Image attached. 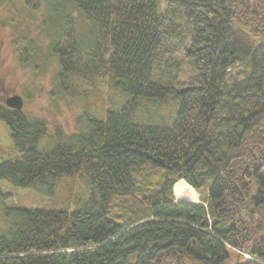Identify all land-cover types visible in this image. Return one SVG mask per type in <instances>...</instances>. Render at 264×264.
Listing matches in <instances>:
<instances>
[{"label":"trees","instance_id":"1","mask_svg":"<svg viewBox=\"0 0 264 264\" xmlns=\"http://www.w3.org/2000/svg\"><path fill=\"white\" fill-rule=\"evenodd\" d=\"M42 2L63 89L104 77L123 100L49 151L43 121L0 106L20 152L0 162V198L4 182L89 185L72 209L5 206L0 264H264V4L26 0ZM164 106L168 124L143 120ZM182 179L198 203L177 199Z\"/></svg>","mask_w":264,"mask_h":264},{"label":"rangeland","instance_id":"2","mask_svg":"<svg viewBox=\"0 0 264 264\" xmlns=\"http://www.w3.org/2000/svg\"><path fill=\"white\" fill-rule=\"evenodd\" d=\"M264 4V0H253ZM43 2L37 9L30 8L26 0H0V37L4 40L2 46L3 62L0 67V106L6 107L5 97L8 93L2 90L3 80L13 92L25 99L23 113L47 125L46 134L38 142L41 151L53 150L61 136L86 131L90 118H102L105 109H112L111 101L122 102V95H116L106 79L96 78L92 81L76 80L73 87L63 89L59 83V62L51 51L52 35L47 24V11ZM78 19V27L83 34L89 30L85 20L74 11ZM15 46L20 49V59L17 61ZM192 75L190 66L184 63L182 77ZM3 76V78L1 77ZM173 106V102H168ZM157 108V103L150 102L146 109ZM172 113L174 112L171 109ZM169 107L164 106L161 112L150 111L143 120L155 124L164 123ZM20 152L16 147L8 126L0 119V162L6 157H16ZM8 159V158H6ZM196 197L184 199L198 203L199 193L187 181ZM179 181V182H180ZM86 181L75 180L69 176L59 178L49 192L38 193L32 189H21L7 183H1V190L7 197L0 198V234L7 220L4 208L33 207L45 209L74 208V198L84 197L88 193ZM176 195V194H175ZM136 209L134 203L126 205L130 215Z\"/></svg>","mask_w":264,"mask_h":264},{"label":"flooded vegetation","instance_id":"3","mask_svg":"<svg viewBox=\"0 0 264 264\" xmlns=\"http://www.w3.org/2000/svg\"><path fill=\"white\" fill-rule=\"evenodd\" d=\"M3 43H4V40L0 37V67H1V64H2V62H3V57H2V53H1V51H2V46H3ZM20 49H22V48H18V47H16L15 46V50H16V58H17V61H19V60H21L20 59V54L22 53V51L20 52ZM2 78H3V76H1ZM3 87H2V90H4L5 91V93H8V95L5 97V104H6V109H8V110H18V111H21V112H23V109H24V105H25V99L22 97V95H20V94H17V93H13V92H11L12 91V89L10 90L8 87H7V84L4 82V80H3ZM13 95H20L22 98H23V102H24V104H23V108L22 109H15V108H13V107H10V106H8L7 105V103H6V100H7V98H9V97H11V96H13Z\"/></svg>","mask_w":264,"mask_h":264},{"label":"bare ground","instance_id":"4","mask_svg":"<svg viewBox=\"0 0 264 264\" xmlns=\"http://www.w3.org/2000/svg\"><path fill=\"white\" fill-rule=\"evenodd\" d=\"M174 191H175V194H176V191H179V192H182L184 194V196H186V197H190V198L196 197L195 191L190 189L189 185L184 184L183 181H180L175 185Z\"/></svg>","mask_w":264,"mask_h":264},{"label":"water","instance_id":"5","mask_svg":"<svg viewBox=\"0 0 264 264\" xmlns=\"http://www.w3.org/2000/svg\"><path fill=\"white\" fill-rule=\"evenodd\" d=\"M6 103L8 106L19 110L23 108L24 104L23 98L20 95H13L7 98Z\"/></svg>","mask_w":264,"mask_h":264},{"label":"clouds","instance_id":"6","mask_svg":"<svg viewBox=\"0 0 264 264\" xmlns=\"http://www.w3.org/2000/svg\"><path fill=\"white\" fill-rule=\"evenodd\" d=\"M176 195L180 198H184V194L182 192L176 191Z\"/></svg>","mask_w":264,"mask_h":264}]
</instances>
